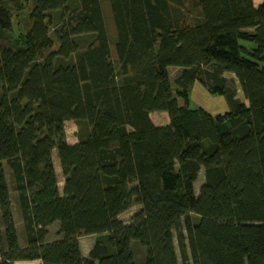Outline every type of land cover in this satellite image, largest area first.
Returning a JSON list of instances; mask_svg holds the SVG:
<instances>
[{
    "label": "trees",
    "instance_id": "16d2710c",
    "mask_svg": "<svg viewBox=\"0 0 264 264\" xmlns=\"http://www.w3.org/2000/svg\"><path fill=\"white\" fill-rule=\"evenodd\" d=\"M106 1L114 36L103 0H0V264H264V2Z\"/></svg>",
    "mask_w": 264,
    "mask_h": 264
},
{
    "label": "rangeland",
    "instance_id": "374dc122",
    "mask_svg": "<svg viewBox=\"0 0 264 264\" xmlns=\"http://www.w3.org/2000/svg\"><path fill=\"white\" fill-rule=\"evenodd\" d=\"M253 1H254L255 7H259L264 2V0H253ZM103 5L105 8L106 20H107V23L109 26L111 36H114L115 28H114V24L112 22L110 9H109V6H108V3L106 0H103ZM30 8H32V3H31ZM192 18H193V16H189L188 19H192ZM86 40L88 41V39H86ZM86 44H84V45L86 46ZM113 54H114V50H113ZM170 71H171L170 72L171 78L173 79L178 74V70L177 69H171ZM226 76L232 77L233 75L227 74ZM237 97L241 100V102L245 103L246 105L248 104V102L244 99L243 93L241 92L240 89L238 90ZM187 105L191 109L202 108L214 116L225 115L226 113H228L230 111V107H229L227 100L224 96L211 94L199 82H196L194 84ZM151 119H152L153 123L159 127L160 126H166L169 124V117H168V114L166 112H154L151 114ZM79 131L80 130H79V127H78L76 122L67 121L65 123L66 140L69 144L74 145V144L79 142V139H78ZM53 156H54V166H55V169H56V172L58 175V180H59V187H60V191L62 192L64 181H63L62 171L60 168V164H59V160H58V156H57L56 151L54 152ZM3 166H4V170H5V174H6L7 183L9 185V191L11 194L12 208L13 207L15 208V204H17L16 203V201H17L16 196L17 195H16L15 190H14L11 172L8 169L6 163H4ZM203 182H204V173L202 170L200 173L199 179L195 184L196 194H198L201 186L203 185ZM139 209H140V206H138V205L132 207L129 211L122 214L120 216V219L125 223L129 222L131 220V218L133 217V215L136 212H138ZM14 211H16V210H14ZM19 218H20V215L18 214V212L14 213V220H15L16 228L18 229V234H19V243H20L21 247H24L25 240H24V235H23V231H22V227H21L22 225L20 223L21 220H19ZM57 226H59L58 223H57ZM55 232H56V229L51 228V235L54 237H56ZM86 240H88V239H86ZM89 240L94 241L95 236H89ZM132 249H133L135 258H136L138 263H140V260L142 258L144 260V254H145L144 248L142 247V245L139 242L133 241L132 242ZM23 264H25V263H23ZM30 264H37V263L32 262Z\"/></svg>",
    "mask_w": 264,
    "mask_h": 264
},
{
    "label": "crops",
    "instance_id": "0c3cea01",
    "mask_svg": "<svg viewBox=\"0 0 264 264\" xmlns=\"http://www.w3.org/2000/svg\"><path fill=\"white\" fill-rule=\"evenodd\" d=\"M16 203H17V201H16ZM14 208V207H13ZM14 210H16V211H14ZM13 212L14 213H17L18 212V214L20 215V210H19V207H18V205L17 204H15V208L13 209ZM13 213V214H14ZM19 220H21V215H20V218H19ZM51 228H55L56 229V234H55V236L56 237H54V236H52L51 235ZM58 230H59V226H57V223H55L53 226H51V227H49V229H48V241L49 242H53V241H56V240H58V235H57V233H58ZM86 239H88V240H86ZM95 241V240H94ZM94 241H91V240H89V237H82V238H80V247H81V252H82V255L84 256V257H88V255H89V253H90V251H91V249H92V246H93V244H94ZM29 261H24V262H16L15 264H23V263H25V264H30V263H37V264H41V262L40 261H32V262H29Z\"/></svg>",
    "mask_w": 264,
    "mask_h": 264
}]
</instances>
